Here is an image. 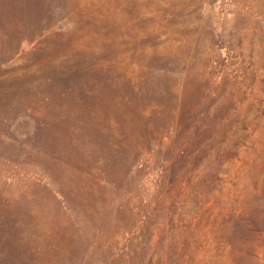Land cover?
Listing matches in <instances>:
<instances>
[{
	"label": "rangeland",
	"instance_id": "rangeland-1",
	"mask_svg": "<svg viewBox=\"0 0 264 264\" xmlns=\"http://www.w3.org/2000/svg\"><path fill=\"white\" fill-rule=\"evenodd\" d=\"M0 264H264V0H0Z\"/></svg>",
	"mask_w": 264,
	"mask_h": 264
}]
</instances>
